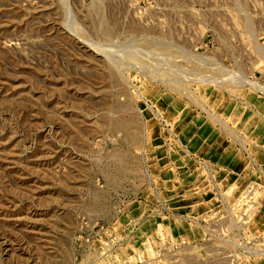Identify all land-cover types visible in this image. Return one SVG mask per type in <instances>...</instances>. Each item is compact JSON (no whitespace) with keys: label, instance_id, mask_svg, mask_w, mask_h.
I'll list each match as a JSON object with an SVG mask.
<instances>
[{"label":"rangeland","instance_id":"obj_1","mask_svg":"<svg viewBox=\"0 0 264 264\" xmlns=\"http://www.w3.org/2000/svg\"><path fill=\"white\" fill-rule=\"evenodd\" d=\"M0 264H264V0H0Z\"/></svg>","mask_w":264,"mask_h":264}]
</instances>
